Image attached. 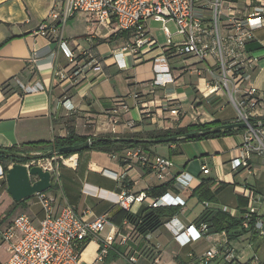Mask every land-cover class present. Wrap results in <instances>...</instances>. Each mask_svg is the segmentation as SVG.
Listing matches in <instances>:
<instances>
[{"label": "crops", "instance_id": "obj_1", "mask_svg": "<svg viewBox=\"0 0 264 264\" xmlns=\"http://www.w3.org/2000/svg\"><path fill=\"white\" fill-rule=\"evenodd\" d=\"M236 1L241 14L252 10V7L247 9L244 0ZM54 3L55 0H0L1 148L19 146L28 150L22 144L52 141L69 135L72 130L90 138L103 135L114 138L197 123L238 121L239 111L229 96L225 92H210L206 62L195 58L198 66L193 74L186 77L188 68L177 66L171 60L176 56L170 57L169 66L175 82L166 87L154 86L157 68L166 66L167 62L162 60V52L153 56L154 49L144 47L140 60L127 53V67L120 68L113 52L127 43L129 34L114 33L86 14L85 41L79 40L77 33L66 34L65 28L63 31V38L76 53V62H71L61 50L56 35L60 24L54 23L50 36L36 33ZM249 48L260 57L258 67L249 71V83L264 93V26L255 30ZM97 62L101 65L100 70L94 69ZM77 68L80 72L74 74ZM185 84L190 86L188 90L181 89ZM28 86L35 88L28 91ZM247 86L245 82L243 87ZM135 93L141 96L140 100H156L154 105H150L155 119L141 113ZM66 98L75 109L69 110L59 102ZM167 100L172 104L167 106ZM175 106L180 109L179 114L171 113L169 108ZM114 114H119L116 123L113 122ZM261 129L264 134V127ZM245 131L150 146L146 150L151 154L168 156L174 162L163 179L139 164L126 169L119 157L125 149L114 154L89 147L74 153L73 158L66 162L73 164L76 160V165L62 163L61 184L48 190L56 197L55 211L59 212L69 204L88 220L107 214L111 223L100 232V236L106 237L111 233L115 238L104 260L97 259V240L90 239L83 249L84 261L87 264H205L201 256L211 247L217 248L219 253L209 264H239L247 262L254 253L264 261L263 232L255 233L246 228L248 231L237 235L235 230L214 232L211 229L185 246L177 242L174 233V228L181 224L200 226L202 215L209 209H222L241 217L251 205H256L264 220V151L252 153L248 166H232V161L241 156ZM203 166L209 168L208 173L203 171ZM182 171L192 177L187 187L175 184V176ZM202 182L211 192L218 189L216 201H202L194 193ZM124 189L146 192L150 197L171 192L182 196L185 204L178 206L175 215L164 218L157 229L142 234L125 216L117 201L118 194ZM250 190H254L259 198L257 202L249 200ZM34 197L36 201L33 203L39 204L44 214L37 196ZM29 199L20 205H25V213L37 219L27 210L32 203ZM149 210L146 199L133 204L129 211L142 215ZM168 221L171 224H167ZM226 246L232 248L234 257L227 254ZM131 256L136 260L131 261Z\"/></svg>", "mask_w": 264, "mask_h": 264}, {"label": "built area", "instance_id": "obj_2", "mask_svg": "<svg viewBox=\"0 0 264 264\" xmlns=\"http://www.w3.org/2000/svg\"><path fill=\"white\" fill-rule=\"evenodd\" d=\"M244 1L247 9L252 7V10H248L249 12L245 15L241 14L240 7L236 6V0H55L46 20L39 25L36 33L50 36L54 23L60 24V31L56 34L60 40V48L71 62H76L75 50L63 38V28L70 17L83 12L90 19L108 27L114 33L129 34L130 39L127 43L113 52L118 66L126 68L127 53L140 60L144 47L149 49L159 47V41L148 22L162 21L167 44L162 47L161 56L162 60L167 62L166 66L157 68L153 80L154 86L166 87L169 83L175 82L176 79L169 66L170 57L179 55L195 57L200 62L207 63L205 70L210 77L209 83L207 82L210 92L218 93L226 88V94L239 111L238 121L250 123L256 119L262 124L260 118L264 116V93L249 83L251 78L249 71L258 67L260 57L249 48V45L254 40L255 30L264 26V0ZM170 22L174 23L175 32L171 31L168 25ZM176 35L182 36V39L175 40ZM75 44L80 48L77 42ZM210 56L214 59V64L209 61ZM33 60L36 62L37 58L34 57ZM94 69H101L99 62L95 64ZM79 72L77 68L74 74ZM245 82L248 83L246 88L243 87ZM34 88L28 86L27 90L31 91ZM140 98L141 96L135 93V99L141 105V113L155 119L150 105H154L156 100L151 98L143 101ZM59 102L69 110L75 109L68 98ZM166 103H168L167 106L172 104L168 100ZM169 109L173 114L180 113V109L176 106ZM118 116L119 114H114V123L118 122ZM262 127L250 126L245 129L241 156L232 161L233 168L248 166V159L252 153L264 151V142L259 135V132L262 133ZM74 155L38 158L37 163L50 171L51 181L55 186H59L61 184L60 166L62 163H68L66 160L73 158ZM119 157L126 169H132L139 164L150 169L161 179L165 178L174 166L170 157L151 154L142 146L126 147ZM76 163L75 160L73 164H68L75 166ZM32 164L34 165L33 162H29L26 165L31 167ZM202 169L205 173L209 172L207 166H203ZM3 177H5L4 167L0 163V178ZM191 179L188 173L182 171L175 176V184L187 187ZM35 196L44 211V217L39 224H36L35 219L29 214L21 213L9 224L0 225V239L2 243H7L5 248L9 254L6 259L0 258V264H87L82 253L90 239H96L99 244L97 259L104 260L107 257L115 239L111 233L106 237L100 236V232L108 223H111L107 214L88 220L69 204L56 212L54 206L56 197L49 191L39 192ZM248 196L251 201L259 200L254 190H250ZM146 199L150 207L185 204L182 196L171 192L150 197L146 192L137 193L124 189L117 197L118 203L126 210H130L133 204L144 202ZM254 213H258V208L256 205H251L245 213L243 222L245 228L251 227L250 218ZM262 222L261 218L256 223L255 228L258 232H263ZM167 224H171V221ZM208 231L207 222H202L200 226L181 224L174 228L175 239L182 246L198 240ZM225 249L228 255L234 257L231 247L226 246ZM218 253L217 248L211 247L202 254L201 261L209 264ZM130 260L134 261L136 257L131 256ZM239 264H262V260L256 256L250 261Z\"/></svg>", "mask_w": 264, "mask_h": 264}, {"label": "trees", "instance_id": "obj_3", "mask_svg": "<svg viewBox=\"0 0 264 264\" xmlns=\"http://www.w3.org/2000/svg\"><path fill=\"white\" fill-rule=\"evenodd\" d=\"M169 53V52H168ZM168 55V54H167ZM254 119L253 121H255ZM262 120V124L264 127V116L260 118ZM219 125L218 123L214 122H208V123H197V124H191L185 127H178L175 129H165V130H151L146 133H136L132 135H128L126 137H136V138H164L172 135H183L190 131L195 130H207L214 126ZM246 128H228L226 130H222L215 133H210L202 136H198L195 138H185L180 141H173V142H167V143H180L184 141H190V140H197V139H204V138H213L218 137L221 135H229L233 134L239 130H245ZM90 137L83 136L75 133V131H71L69 135L65 137H56L54 140H44V141H33V142H27L22 144V146H27L28 150H25L19 146H12L9 149L13 151H19V152H26V156L24 157H16L13 155L8 154H2L0 153V163H2L4 167V174L6 178L7 172L9 169V166L12 163H15L16 160H20L22 163H27L31 158L39 157L41 158L42 154L55 148H59L62 146L67 145H73L78 144L81 142H85ZM93 140V144L91 147L97 148L100 150H105L107 152L116 153L122 149H125L126 147H133V146H142L145 149L149 148L150 146L156 144V143H150V142H131V141H116L112 138L111 135H103V136H97V137H91ZM1 148V147H0ZM28 151V152H27ZM33 151H42L40 154H31ZM83 151V150H82ZM81 152V151H79ZM78 152V153H79ZM59 155L69 156L74 153L70 152H61L57 153ZM50 155L51 156H54ZM6 185V180L3 181V186ZM55 188V184L52 181V187L49 190H52ZM218 189L214 192H211V189L208 187V185L205 182H202L198 187L194 189V193L198 195V197L202 201H216V193ZM164 193V192H163ZM161 195H157L155 197H158ZM24 201V200H23ZM15 202V207L20 205L22 202ZM122 211L125 212V216L131 221L133 224L136 225L137 230L142 233L146 234L150 231H153L157 229L163 222L164 218L170 217L175 215L178 212V206H158V207H150V210L145 212L142 215H137L135 213H132L129 210H126L122 208ZM247 213V212H245ZM263 216L259 215L258 213L252 214L250 218V224L251 227L248 228L249 230H252L253 232H258V230L255 228L256 223L259 219H261ZM245 219V215L241 217H235L230 212L224 211L222 209H209L202 215V222H207L209 225V231L211 229H214L212 231L214 232H230L231 230H235L237 235L243 234L245 231H248L244 226L243 222Z\"/></svg>", "mask_w": 264, "mask_h": 264}, {"label": "water", "instance_id": "obj_4", "mask_svg": "<svg viewBox=\"0 0 264 264\" xmlns=\"http://www.w3.org/2000/svg\"><path fill=\"white\" fill-rule=\"evenodd\" d=\"M258 128L263 126L259 121L255 120L252 122L246 121H237L233 123H224L214 126L207 130H195L187 132L183 135H172L164 138H136V137H114L116 141H135V142H150V143H167L173 141H180L185 138H195L198 136L219 132L226 130L228 128ZM93 140L88 139L85 142L78 144L62 146L59 148L51 149L43 153L41 158L49 157L50 155L61 153V152H70L78 153L86 148L91 147ZM0 153L13 155L16 157H24L25 153L19 151H13L9 148H0ZM7 190L12 196L14 201L21 202L25 199H29L32 196H35L39 192L48 191L52 187L51 173L48 170H45L40 165H33L28 167L24 163H14L12 167L8 169L7 172ZM262 231L264 232V220L262 222Z\"/></svg>", "mask_w": 264, "mask_h": 264}, {"label": "rangeland", "instance_id": "obj_5", "mask_svg": "<svg viewBox=\"0 0 264 264\" xmlns=\"http://www.w3.org/2000/svg\"><path fill=\"white\" fill-rule=\"evenodd\" d=\"M67 23L64 26L66 34L77 33L76 35H78L79 40H82V41L86 40L87 37L83 36V35H85V30H86V28L88 26L87 25L88 22H87V18H86L85 13H83V12L77 13V15L75 17L69 19V22H67ZM148 24L150 26V29L153 31V34L156 36L157 40L159 41V43H158L159 47L154 49L153 56L159 55L162 52V47L167 44V36H166V34L164 32V23L162 21L151 20V21L148 22ZM168 25H169V27H170L172 32L176 31V27H175L173 22L168 23ZM64 28H63V31H64ZM174 39L175 40H181L182 36L176 35L174 37ZM208 59L213 64L215 63L214 59L211 56ZM171 60L173 61V63H177L176 65L179 66V67L182 66L184 68H186V67L188 68V69H186V72H188V71L189 72L187 73L186 77H189L188 76L189 74H193V72H195V68H197V66H198L196 64V62H195V57H192V56L179 55V56L174 57ZM125 74H128V72H125ZM186 79L187 78L184 77V80H186ZM189 88H190V86L188 84H185V85H183L181 87V89H183V90L184 89L188 90ZM220 92H225V94H226V88H223V91L221 90ZM236 111H237V109H236ZM259 135H260V138L262 139V141L264 142V134L259 132ZM89 139L92 140V138H89ZM162 144H164V143H162ZM31 154L35 155V154H40V153L37 152V151H33V152H31ZM54 156L59 158L60 155L59 154H55ZM38 158L39 157L31 158L29 160V162H33L34 165H36V164L38 165V163H37V159ZM47 158H49V157H47ZM29 162H27V163H29ZM15 163H22V162L20 160H16ZM27 163H24V164H27ZM4 180H6V185L5 186H3V181ZM7 186H8L7 178L4 179V177H3L1 182H0V225H6L7 223L9 224L10 222L13 221V219L17 215L26 212L25 205H18V206L15 207L14 199L9 194V192L7 190ZM29 201L30 202L32 201V203L29 205L27 210H28V212L30 214L37 216V219L35 218V222H36V224H39L40 219L44 217V214H43L42 211H40V205L33 203V201H36V197L32 196L29 199ZM1 243H2V241L0 239V244ZM6 245H7V243H2L0 245V258L1 259H6L9 256V254L7 253L6 248H5ZM225 251H226V249H225ZM227 254H228V252H227ZM256 256L260 257L257 253H254L251 256V258H249L246 261H250L252 258H254ZM214 259H212V260H214ZM260 260H262L261 257H260ZM243 262H245V261H243ZM262 264H264L263 260H262Z\"/></svg>", "mask_w": 264, "mask_h": 264}]
</instances>
